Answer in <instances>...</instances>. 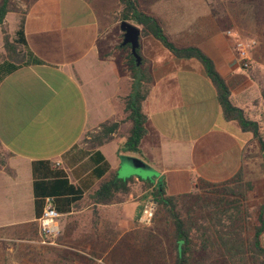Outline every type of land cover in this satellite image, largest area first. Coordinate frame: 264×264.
Wrapping results in <instances>:
<instances>
[{"label":"crops","instance_id":"1","mask_svg":"<svg viewBox=\"0 0 264 264\" xmlns=\"http://www.w3.org/2000/svg\"><path fill=\"white\" fill-rule=\"evenodd\" d=\"M211 1L216 4L189 13L183 0H138L175 45L196 46L213 61L231 103L259 124L264 140V0ZM120 11L119 0H29L22 16L13 18L17 27L23 20L27 47L40 61L0 82V241L12 235L22 243L13 251L26 243L45 254L63 252L71 264H115L117 252L124 258L134 239L141 242L144 226L137 217L146 202L140 190L146 181L163 182L168 196L182 197L199 184L218 186L241 174L253 183L246 198L249 208L264 203L259 144L236 122L224 119L202 65L176 59L151 36L140 44L152 78L142 108L147 134L138 152H124L128 125L123 124L96 149L108 171L99 179L93 175V152L86 150L84 138L105 122L122 121L132 91L130 72L111 53L122 37ZM245 36L256 42L247 70L234 52L236 40ZM37 161L63 170L83 190L69 212L57 210L54 199L60 232L48 246L37 242L31 170ZM114 175L132 178L133 193L120 196L121 202L96 203L100 183ZM259 241L264 248V232Z\"/></svg>","mask_w":264,"mask_h":264},{"label":"trees","instance_id":"2","mask_svg":"<svg viewBox=\"0 0 264 264\" xmlns=\"http://www.w3.org/2000/svg\"><path fill=\"white\" fill-rule=\"evenodd\" d=\"M10 0L0 2V28L5 17L12 12ZM121 11L119 21H127L138 27L141 37L151 36L158 41L176 59H195L203 67L205 74L216 90L217 100L226 121L236 122L243 132L250 133L259 144L264 155V140L257 122L247 119L243 111L230 101V92L220 74L215 69L213 61L198 47L175 45L165 34L161 21L143 10L138 0H119ZM123 37V34H121ZM3 48L9 58L0 62V82L8 74L22 66L39 63L27 47L23 31V20L20 19L12 41L3 38ZM119 48L126 51V68L133 79L131 94L124 101L125 118L119 122H105L99 126L95 134L86 141V150L93 152L90 159L96 165L93 175L99 179L109 169L103 156L96 149L112 140L123 124L128 128L125 133L123 151L136 153L142 139L147 134V116L143 113V103L149 93L152 78L144 68L146 60L139 48L137 54L141 58L139 66L130 53L129 45ZM11 58V59H10ZM33 177L34 211L36 218L42 214L44 199L53 197L57 210L69 212L71 205L83 195V190L70 183L66 173L54 168L48 161H37L31 165ZM211 191L205 200L206 217H193L184 213L181 197L168 196L164 183L154 185L151 181L144 182L140 190L145 193L146 200H153L160 208L165 220L170 223V237L174 251L172 264H206L210 259L209 252L223 251L231 259L247 257L249 264H264V248L260 245V235L264 232V203L257 208L254 225L251 230L246 227L251 218V212L246 208L247 196L253 191V183L243 180L239 174L232 181ZM209 187L217 185L207 184ZM135 181L132 178L121 179L116 175L102 181L95 191L93 199L98 204L121 202L120 196L127 197L133 193ZM203 255L199 258V255Z\"/></svg>","mask_w":264,"mask_h":264},{"label":"rangeland","instance_id":"3","mask_svg":"<svg viewBox=\"0 0 264 264\" xmlns=\"http://www.w3.org/2000/svg\"><path fill=\"white\" fill-rule=\"evenodd\" d=\"M2 0H0L1 2ZM29 0H10L9 5L12 12L8 13L5 17L4 24L0 28V62L4 59H8L9 56L7 52H5L3 48V38L4 36L8 37L10 41H12L14 37V29L17 27V23L13 22V18H20L23 14V10L25 6L28 4ZM215 5L216 2L211 0H183L181 5L185 8L186 12L191 13L193 10L195 13L201 12L207 7V5ZM245 9H249V7L244 6ZM183 11V10H182ZM192 11V12H193ZM251 13L250 10L246 11ZM18 22V20H17ZM250 22V21H248ZM143 37H140L139 43L141 44ZM251 36L242 37V39H251ZM122 42V37L116 41V44L111 51L112 54H116L118 58L121 59L123 64L125 65V56L126 51L120 50L119 45ZM11 59V58H10ZM149 61H146L144 64V68L148 70L150 73V65ZM127 69V68H126ZM128 71V70H127ZM95 133H88L85 136V141ZM86 146V145H85ZM3 151L0 149V154ZM0 159H3L0 155ZM127 173H122L125 175ZM121 179H127L129 177H119ZM228 186L225 184L218 185V187H209L204 184H199L197 189L193 191L191 194L181 197V204L183 206L184 213H188L191 216L206 217V206L205 200L207 201L210 196L211 191L218 190L219 187ZM252 204V203H251ZM246 208L251 212V218L247 221L246 227L248 230H251L254 225V218L256 216L257 206L253 208H249V204L245 203ZM143 230L141 232V242H136L135 239L133 243L128 245L129 249L123 255L124 258L120 257V253L117 254V258L115 259V264H172L174 261V251L172 248V240L170 237V223L165 220V215L163 211L157 207L153 222L148 227H142ZM135 238V236H132ZM14 237L10 235L9 240L0 241V264H71L67 261V254L63 252L57 251H48L45 253L34 251L33 249L28 248V244L24 243L22 245V249L19 251H13L12 247L18 244L16 240H13ZM32 246V245H31ZM10 249L7 251L6 249ZM203 255L200 254L199 258ZM210 259L207 260L206 264H249L247 257L241 259L239 256L231 259L229 256L225 255L223 251L209 252ZM91 264V263H89Z\"/></svg>","mask_w":264,"mask_h":264},{"label":"built area","instance_id":"4","mask_svg":"<svg viewBox=\"0 0 264 264\" xmlns=\"http://www.w3.org/2000/svg\"><path fill=\"white\" fill-rule=\"evenodd\" d=\"M230 35V31L227 32ZM256 45L251 39H237L234 52L243 70L250 68L249 52ZM157 204L153 200H146L137 221L141 226L148 227L152 224ZM59 214L56 211L54 198L46 197L41 216L37 219V242L40 245H53L60 229L58 224Z\"/></svg>","mask_w":264,"mask_h":264},{"label":"water","instance_id":"5","mask_svg":"<svg viewBox=\"0 0 264 264\" xmlns=\"http://www.w3.org/2000/svg\"><path fill=\"white\" fill-rule=\"evenodd\" d=\"M119 29L123 34L121 45H129L130 53L136 61V66L140 65L141 58L137 54V49L139 48V39L141 36V31L138 27L127 21L119 22ZM131 165H137L138 162L134 159H127Z\"/></svg>","mask_w":264,"mask_h":264}]
</instances>
